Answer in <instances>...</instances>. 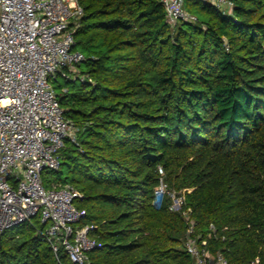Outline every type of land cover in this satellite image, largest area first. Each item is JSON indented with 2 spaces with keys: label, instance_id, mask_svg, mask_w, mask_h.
Instances as JSON below:
<instances>
[{
  "label": "trees",
  "instance_id": "1",
  "mask_svg": "<svg viewBox=\"0 0 264 264\" xmlns=\"http://www.w3.org/2000/svg\"><path fill=\"white\" fill-rule=\"evenodd\" d=\"M76 1L84 79L52 82L75 142L42 183L81 195L88 264H192L188 222L168 198L153 205L161 177L185 191L211 255L264 264V0H231L230 15L184 0L196 21L174 27L160 0ZM46 228L35 217L0 232V264H72Z\"/></svg>",
  "mask_w": 264,
  "mask_h": 264
},
{
  "label": "built area",
  "instance_id": "2",
  "mask_svg": "<svg viewBox=\"0 0 264 264\" xmlns=\"http://www.w3.org/2000/svg\"><path fill=\"white\" fill-rule=\"evenodd\" d=\"M199 1L223 14L233 7L231 0ZM160 4L172 27L196 21L184 0ZM81 16L76 0H0V232L39 217L53 251L62 249L72 264H88V253L97 247L88 235L92 228L80 227L85 212L74 201L81 195L59 182L45 188L42 174L56 172L65 141L75 142L76 129L65 119L52 82L58 76L84 79L77 66L85 58L73 50ZM158 174L164 175L161 168ZM167 190L161 177L154 191L156 208ZM184 192L169 209L188 222L184 249L192 264H228L222 254H210L206 241L191 237L194 224L189 211H182Z\"/></svg>",
  "mask_w": 264,
  "mask_h": 264
},
{
  "label": "rangeland",
  "instance_id": "3",
  "mask_svg": "<svg viewBox=\"0 0 264 264\" xmlns=\"http://www.w3.org/2000/svg\"><path fill=\"white\" fill-rule=\"evenodd\" d=\"M227 13H228V15H230L231 14V12H232V10H227L226 11ZM58 81L59 82H62V79L60 78V77H58ZM47 173V172H46ZM45 173V174H46ZM45 174H43V175H45ZM51 177V176H50ZM51 183H53V182H50V184ZM49 184V185H50ZM46 188V187H45ZM165 198H168L169 200H170V204L172 203V204H174L176 201H177V199H178V196H177V194L175 193V192H172V191H168L167 190V192H166V194H165Z\"/></svg>",
  "mask_w": 264,
  "mask_h": 264
}]
</instances>
